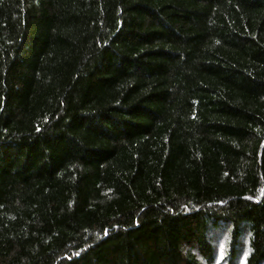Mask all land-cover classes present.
<instances>
[{"label":"trees","instance_id":"obj_1","mask_svg":"<svg viewBox=\"0 0 264 264\" xmlns=\"http://www.w3.org/2000/svg\"><path fill=\"white\" fill-rule=\"evenodd\" d=\"M0 264H264V0H0Z\"/></svg>","mask_w":264,"mask_h":264}]
</instances>
